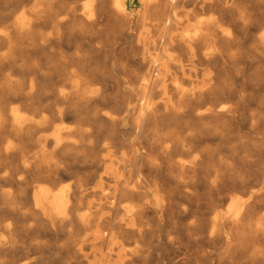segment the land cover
Returning <instances> with one entry per match:
<instances>
[{"label":"bare ground","instance_id":"1","mask_svg":"<svg viewBox=\"0 0 264 264\" xmlns=\"http://www.w3.org/2000/svg\"><path fill=\"white\" fill-rule=\"evenodd\" d=\"M11 2L23 5L0 0V160L14 165H0V264H153L163 217L183 233L204 191L223 197L206 202L207 231L187 224L194 239L229 226L227 251L245 257L229 264H264V150L243 177L230 146L210 145L244 121L264 142V91L246 93L252 67L264 81V0Z\"/></svg>","mask_w":264,"mask_h":264},{"label":"rangeland","instance_id":"2","mask_svg":"<svg viewBox=\"0 0 264 264\" xmlns=\"http://www.w3.org/2000/svg\"><path fill=\"white\" fill-rule=\"evenodd\" d=\"M23 5L21 4L20 7L14 2L8 3V9L9 10H16L17 13H19L22 10H24V0H22ZM17 6V7H16ZM15 12V14H17ZM125 42V41H124ZM120 42L115 44V51L116 54H119L120 57L124 59L127 58V52H129V48L134 43L131 42ZM128 43V44H127ZM133 43V44H132ZM109 53L102 54L101 56V63L102 64H109L110 60L108 57ZM24 56V55H23ZM24 60L21 59L19 61L22 62ZM126 63V62H125ZM24 66V65H23ZM128 68L134 69V72L137 74L140 69L137 67V65H127ZM17 71V75L22 76V80H24V70L22 72L16 70L15 68L7 69L5 71ZM253 67L250 69V74H248V77L250 78L246 86V93L249 96L256 95L258 96L264 91V81L254 78L255 74L253 73ZM246 106L247 110L251 111L253 107L255 106V103L253 100H251V97L246 100ZM12 105H15V102H12ZM263 131L262 130H251L250 123L248 121H244V123L239 124L238 126L234 127L232 129V132L230 135L232 136L230 139V144H210L217 150L221 151V154H226L228 146L231 148V158H233L234 161V168H235V174H238V176L248 177L250 175V172L257 167V162L252 163L254 161L253 158L256 157L257 151L264 150V142L261 137ZM0 137L2 138V141L0 144H7L8 140L11 138L10 133V125L9 122L6 126V128L3 130V132H0ZM23 144L24 148V142H18L17 144ZM209 141L205 139L202 144H208ZM0 165L4 166L5 168H13L14 165L12 163L4 162V160H0ZM212 177V174H211ZM201 196L198 199L197 203V211L194 212L192 215H188L189 217L183 221L186 225L183 233L178 234L173 230L174 222L170 218L163 217V221L160 226L159 234L166 233L165 239H162V243L157 244L154 243L153 248L155 249V253H158L160 256L158 259H154L153 261L149 260L148 263L153 264H172L175 260H186L184 264H229L231 261H239L242 263L245 261V257L240 258L241 255H243L242 251H235L234 253H230L227 251V248L229 244L225 243L227 240L231 237V230L229 229V226L225 227L223 230V234L225 235L226 239H216L215 242L208 243L206 238L200 239L198 242L196 239L197 235H193V229H190L187 227V224L196 225L201 223L203 225V229L207 231L209 228V219L212 216V212H210V209L206 206V202L212 200L217 202V205L221 202V199L223 197L222 194H213L210 197H207L205 191L202 192ZM222 208L227 207L232 203L231 199H228V196L225 197L224 201L222 202ZM186 205L188 208H190L191 203L186 202ZM194 209V208H193ZM153 219V218H152ZM202 220V221H201ZM1 221V224L6 223L7 219L5 221ZM150 224L153 227L157 226V222L154 220L150 221ZM167 236L169 238L173 239V242L176 240L181 241V243L175 242L172 245H169L166 243ZM160 237V235H159ZM23 241V240H22ZM24 244V241H23ZM183 247V248H182ZM197 249L196 254H192L193 251ZM185 252V254H184ZM52 254L57 255V252L53 250ZM245 254V253H244ZM84 254H81L80 256H76L74 260L77 262L84 259ZM186 256V258H183ZM231 257V261H227L228 258ZM46 263L50 264V261L46 259ZM232 264V263H231Z\"/></svg>","mask_w":264,"mask_h":264}]
</instances>
